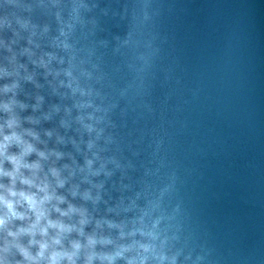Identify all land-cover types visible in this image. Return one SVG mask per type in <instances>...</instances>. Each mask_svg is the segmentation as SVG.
I'll return each instance as SVG.
<instances>
[{
    "label": "water",
    "instance_id": "obj_1",
    "mask_svg": "<svg viewBox=\"0 0 264 264\" xmlns=\"http://www.w3.org/2000/svg\"><path fill=\"white\" fill-rule=\"evenodd\" d=\"M13 53L24 126L109 250L264 264V0H0Z\"/></svg>",
    "mask_w": 264,
    "mask_h": 264
},
{
    "label": "clouds",
    "instance_id": "obj_2",
    "mask_svg": "<svg viewBox=\"0 0 264 264\" xmlns=\"http://www.w3.org/2000/svg\"><path fill=\"white\" fill-rule=\"evenodd\" d=\"M9 62L12 71L0 65V79L13 77L0 86V264H137L125 256L127 247L109 250L114 242L103 234V224L110 222L95 221L88 230L93 218L74 201L90 199L89 193L63 191L69 178L67 166H58L62 154L26 128L17 110L25 105L16 99L15 78L27 69L16 63L15 53Z\"/></svg>",
    "mask_w": 264,
    "mask_h": 264
}]
</instances>
